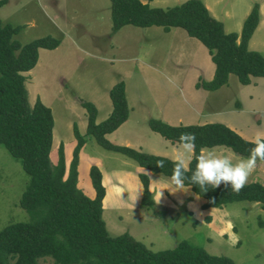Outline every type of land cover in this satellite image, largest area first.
<instances>
[{"label":"rangeland","instance_id":"obj_1","mask_svg":"<svg viewBox=\"0 0 264 264\" xmlns=\"http://www.w3.org/2000/svg\"><path fill=\"white\" fill-rule=\"evenodd\" d=\"M184 1L155 0L152 5L165 8ZM201 1L228 32L241 30L245 18L240 28L238 22L243 12L257 2L261 22L249 39V48L264 53V0ZM0 19L21 26L13 36L21 44L46 35L60 41L56 48H40L36 65L23 74L27 76L29 103L33 105L39 98L52 111L50 158L55 161L57 148L63 145L66 166L76 144L74 124L81 135L86 133L87 112L82 102H93L96 122L102 121L112 110L108 90L118 81L125 83L129 116L114 131V137L106 138L139 151L165 153L170 159V150H163L166 139L151 130L149 118L170 125L233 120L251 127L258 117L239 113L236 103L242 99L244 110L251 104L263 110L264 77H258L262 85L255 89L260 99L255 95L250 98V87L242 85L234 74L216 90L196 88L197 81L208 80V62L212 61L207 48L179 27L166 33L161 26L128 24L111 33L110 0H6L0 7ZM259 119L261 127L264 116ZM255 130H243V136L250 139ZM84 137L77 184L92 197L89 167L95 164L100 168L106 190L102 218L109 236L127 232L153 251L172 248L185 239L210 254L231 258L234 264H264V209L259 203L238 201L204 210L200 207L203 201L190 188L175 190L171 177L150 171L151 183L164 188L153 186L150 191L157 202L146 207L140 201L143 185L138 174L142 171L137 164L101 147L94 138ZM262 163V177L256 180L264 183ZM28 179L21 161L0 144V230L9 223L30 220L29 213L18 205ZM39 264H52V260L41 258Z\"/></svg>","mask_w":264,"mask_h":264},{"label":"trees","instance_id":"obj_2","mask_svg":"<svg viewBox=\"0 0 264 264\" xmlns=\"http://www.w3.org/2000/svg\"><path fill=\"white\" fill-rule=\"evenodd\" d=\"M150 1V0H148ZM6 0H0V7ZM111 33L124 25L139 27L161 26L164 31L173 27L184 29L208 50L215 65L210 80H199L196 88L213 91L228 83L229 74L237 76L242 85L251 77H264V53L248 48V42L259 23V4L255 2L245 17L239 33L225 32L223 22L210 14L201 0H185L169 6L155 7L141 0H110ZM21 26L3 23L0 19V144L21 161L29 176L18 205L30 215L28 221H16L0 230V264H39V259L50 258L52 264H234L227 256L208 253L185 239L172 248L153 251L144 243L124 232L109 236L102 218V201L106 190L100 168L92 164L89 178L94 196L89 197L78 186L79 152L92 137L106 150L132 159L138 166L153 173L171 177L173 159L136 150L110 142L112 133L129 115L124 81L116 82L108 95L112 103L110 114L96 122L97 108L93 102L83 101L87 112L86 135L73 126L76 144L66 166L63 145L51 160L54 119L51 109L39 98L33 105L28 101L23 73L37 63L40 48H56L60 41L51 35L33 39L25 44L13 38ZM152 131L172 143L179 142L181 132L196 135V153L203 148L224 146L246 158L253 147L236 131L221 122L170 125L157 118H149ZM164 159L165 167L157 168L156 161ZM192 158L188 167L195 169ZM143 185L141 204L154 206L149 188V177L140 172ZM188 176L191 172L187 173ZM185 186L202 200L201 209L221 208L238 201L259 203L264 209V183L255 180L239 192L221 185L208 186L201 192L198 185Z\"/></svg>","mask_w":264,"mask_h":264},{"label":"clouds","instance_id":"obj_3","mask_svg":"<svg viewBox=\"0 0 264 264\" xmlns=\"http://www.w3.org/2000/svg\"><path fill=\"white\" fill-rule=\"evenodd\" d=\"M179 142L183 151L178 152L175 160L172 161L173 169L171 182L175 190H185V181L191 185H198L201 192L208 191V186L217 188L224 185L225 188L239 194L247 185L248 178L256 170L257 161L264 162V133H256L249 141L253 145L248 151L246 158L234 161L225 155H218L215 151L201 150L196 153V135L192 132H181ZM185 153H192L195 159V169H190L184 159ZM157 168H164V159L156 161ZM191 172L188 176L187 173ZM161 192L159 194V199Z\"/></svg>","mask_w":264,"mask_h":264},{"label":"crops","instance_id":"obj_4","mask_svg":"<svg viewBox=\"0 0 264 264\" xmlns=\"http://www.w3.org/2000/svg\"><path fill=\"white\" fill-rule=\"evenodd\" d=\"M142 2H148L149 3V5L150 6H153L152 5V3L155 1V0H150V1H148V0H141ZM206 7L208 8V10L210 11V8L206 5ZM249 7L248 8H246L245 9V11L243 12V14H242V16H241V20L238 22V28H240V23L242 22V20H243V18H245L246 16H247V14L249 13ZM260 14H262L261 13V5H260ZM226 15H228V16H230L227 12H226ZM244 21V20H243ZM260 22H261V19H260ZM260 22H259V24H258V26L256 27V29H255V31L260 27ZM224 25V24H223ZM224 31L225 32H228L227 30H226V28H225V25H224ZM255 31H254V33L252 34V36H251V38H250V40L252 39V37H253V35L255 34ZM169 31H167L166 33H168ZM240 31H239V29H237V33H239ZM250 40H249V42H248V48H249V46L251 45V43H252V41H251V43H250ZM250 50H254V49H251V48H249ZM256 51V50H255ZM209 57H210V55H209ZM214 70H215V65H214V63L213 62H208V75H207V79L208 80H210L212 77H213V74H214ZM231 75L232 74H229V77H228V82H229V79H230V77H231ZM259 78L258 77H251V80H250V83L249 84H246V85H244L245 87H250V90H249V92H248V95H249V97L251 98V97H253L254 95L255 96H257V98L258 99H260L261 98V95H258L257 93H256V91H255V89L257 88V87H259L260 85H262V81L261 80H258ZM223 87V86H222ZM257 99V100H258ZM256 100V101H257ZM244 105V102H243V100L241 99L239 102H237L236 103V106H237V108H238V111H239V113H241V114H245V115H248L249 117H250V115H252V119H254V117H258V121H257V123H252V125L253 126H251V127H245V126H243V125H238L239 123H237V124H235L234 123V121L233 120H229V121H225V122H223L225 125H227L228 127H230L231 129H233L234 131H236L238 134H240L244 139H246V140H251L252 138H250V139H247L246 137H244L243 136V130H245V131H254L255 129V132H254V135L256 134V133H258V132H260V133H263V126H261V127H259V125H260V123H259V117H260V115H262V116H264V114H261V112H263L264 113V107H263V110H258V109H256V108H254V106H255V104L253 105V104H251V107H249V108H247V109H243L242 108V106L241 105ZM129 116V115H128ZM128 119V118H127ZM203 123H208V122H206V121H203L202 123H199V124H203ZM222 123V122H221ZM123 124V123H122ZM121 124V125H122ZM245 128V129H244ZM118 130V129H117ZM115 131V130H114ZM114 131L112 132V133H108V134H106L107 136H111V138L112 137H114ZM253 135V136H254ZM252 136V137H253ZM167 142H164V151H166V150H170L169 152L171 153V154H173V160H175V158H176V155H177V153L178 152H181V151H183V149H182V146H181V144L180 143H172V142H170L169 140H166ZM169 143V144H168ZM125 144H129L128 142H126L125 141ZM208 149H211V150H213V151H215L218 155H225V156H228L229 158H231V159H233L234 161H236V160H239L240 158H244V157H242V156H240V155H235V154H233L232 152H229V150H227V147H224V146H214V147H211V148H203L202 150H208ZM158 155H160V154H158ZM161 155H166L165 153H162ZM191 156H192V153H185L184 154V159H185V163H186V165L188 166V163H189V161H190V159H191ZM169 158V157H168ZM138 166V165H137ZM262 166H263V163H262V161H257V167H256V170L252 173V175L248 178V182L247 183H250V182H252V181H255L256 180V178H260V177H262V175H261V173H262ZM138 168H140L141 169V171L142 172H146L147 173V175H148V177L150 178V180H149V188H150V190H153V186L155 187H157V188H160V189H163L164 188V186H160L159 185V183L158 184H156V183H154V182H152L151 183V178H152V175H151V172L150 171H148V170H145L144 168H142V167H140V166H138ZM140 173V172H139ZM94 191V190H93ZM156 192H158V191H155V193ZM159 192H161V191H159ZM153 193H154V191H153ZM162 195H164V193L162 192ZM93 196H94V194H93ZM92 196V197H93ZM154 200H155V202H157V199L154 197ZM189 200V199H188ZM202 203V202H201ZM162 204V203H161Z\"/></svg>","mask_w":264,"mask_h":264}]
</instances>
